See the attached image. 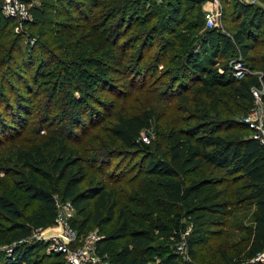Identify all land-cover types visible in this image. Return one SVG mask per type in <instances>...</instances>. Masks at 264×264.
<instances>
[{"label":"trees","instance_id":"1","mask_svg":"<svg viewBox=\"0 0 264 264\" xmlns=\"http://www.w3.org/2000/svg\"><path fill=\"white\" fill-rule=\"evenodd\" d=\"M221 1V22L222 25L229 23L232 31L230 36L216 26L201 29L204 27L201 7L204 0H187V4L183 5L182 0H163L158 4L155 0H41L40 5L33 8V20L28 24L44 42L35 45L31 51L25 50L22 39L12 31L8 17L0 14V85L2 88L7 87L10 77L22 85L21 91L16 84L9 87L12 95L5 99L3 105L0 104L6 106L7 111L5 114L0 112V145L19 137L23 130L34 125V121L43 123L34 127L37 132L54 111L62 114L60 117H52L51 125L54 121L61 123L67 119L68 124L62 125L69 129L68 133L55 129L31 147L17 151L16 161L29 170V177L19 179L22 182L21 190L28 198L37 200L40 209L34 210L26 221L16 202L0 194V215L8 223L6 231H0V240L9 243L20 241L14 244L9 253L0 251V260H3L0 264H28V245L25 243L27 241L22 240L30 237L33 228H42L55 220V196L62 200L69 199L73 208L79 212L85 205L91 204L93 213L87 219L91 223L107 224L116 216L115 227L96 243L98 254L108 256L111 263L114 260L115 264H196L182 260L175 251V245L169 246L170 240L171 243L179 241L184 231L182 215L174 214V217L167 219V223L155 221L149 215L130 217L136 219L137 224V227L130 228L124 209L119 206L124 193L118 190V185L134 182L138 178L137 173H144L149 178L137 182L139 184L145 180L152 183L141 186L147 197L155 201L156 205L151 206V212H157L158 208L162 209L165 205L183 206V216L193 221L185 241L187 254L193 259L197 249L205 242L206 234L226 235L219 229L231 227L230 223L225 222L230 193L223 188L207 195V185L189 182L184 177L203 164L223 170L232 179L228 178L230 184L239 181L240 184H235L232 193L242 204L251 202L254 206L245 259L239 260L232 256H225V259L230 264H264V259L252 261L264 249V144L251 136L247 124L230 118L231 114L240 111L238 108L241 105H252V87H264V12L253 4H242L236 0ZM195 12L197 14L193 18L188 17ZM63 19L67 23L76 21L70 23L73 27L67 24V29L78 25L89 26L93 32L88 34L95 37L83 51L69 53L68 61L72 62L62 60L59 68L46 79L48 60L44 55L51 56V62V48H58L64 42L61 35H65L61 25ZM146 22H151L148 29L137 30ZM245 22L251 28H247ZM80 37L76 41H81ZM254 50L256 56L251 58L249 53ZM98 51H101L100 56L106 55L108 51L114 53L111 56L113 66L120 69L122 75L128 76L127 84L131 89H137L141 94L155 90L158 98L165 97L168 104L176 98L178 108L188 113L184 124L187 123L190 130L182 132L181 127H171L166 128L161 135L158 131L160 117L152 105H145L133 112L116 113L104 130L107 137L119 143L123 152L107 147L102 142L98 146L101 140L96 138L95 148L99 147V150L88 160L89 166L98 162L101 164L95 170L98 169L101 175L109 174L107 178L110 185L78 190L86 176L85 161L79 157V149L68 146L60 136L63 134L71 138L70 129L78 124L82 127L81 115L76 116L73 109H68V104L75 105L87 100L85 96H75L74 92L81 90L78 85L64 91L65 100L60 99L54 103V99L58 87H64L69 82L66 78L69 73L67 66L78 71L85 67L81 66L85 59L100 61L93 55ZM129 51L134 54L131 56ZM236 52L249 61L247 63L244 60L249 67H253V60L259 57L260 79L252 73L241 78L231 74L228 61ZM165 62L169 66L164 69ZM106 67L91 70L97 75L86 74L101 91L111 84L105 79L109 72ZM26 73H32L33 76L26 79ZM50 76L54 79L51 83ZM91 86H94L91 81L84 84L86 89ZM175 86L186 91L175 97ZM189 93L192 96H188ZM83 94L88 95L84 90ZM241 112L244 115L247 111L243 108ZM214 113L216 117H226L213 120ZM89 117L92 120L98 118V111L92 108ZM101 121L102 118L88 127ZM88 131H84L79 140ZM154 132L157 136L161 135L163 140L149 139ZM145 134L146 140L143 139ZM53 145L59 147V154L49 152ZM138 154L144 155L142 171L135 169L134 172L136 167L133 165L108 170L114 158L129 159ZM126 237L127 242L122 248L114 250L116 240ZM160 238L163 239L161 246H153L154 241ZM204 246L207 247V244ZM41 249L44 251V248ZM53 254L61 255L41 254L31 264H61L62 258L44 262Z\"/></svg>","mask_w":264,"mask_h":264},{"label":"rangeland","instance_id":"2","mask_svg":"<svg viewBox=\"0 0 264 264\" xmlns=\"http://www.w3.org/2000/svg\"><path fill=\"white\" fill-rule=\"evenodd\" d=\"M2 1L3 0H0V5ZM32 1L33 3L30 8L31 20L24 21L22 23L23 28H19L20 26L18 24L17 19L8 17V20H10V24H11L10 27L12 28V31L17 33V35L22 39V42L24 44V48L26 51H31L35 45L37 44L39 45V43L44 42V40L39 36L37 31L31 29L30 25L28 24L29 22L33 20V14H32L33 8L39 6L41 2V0H32ZM162 1L163 0H159V1L155 0L157 4ZM182 2H183L182 5L187 4V0H182ZM220 3L222 6L223 4L222 1ZM225 3L226 2H224V5ZM253 6L260 7L261 10L264 12V0H257L256 3L253 4ZM0 14L1 16L5 17L3 15V12H1V10H0ZM195 14H197V12H195L194 14L190 13L188 17L193 18ZM75 22L76 21L72 20L69 23H67V21L63 19V21L61 22L62 23L61 25H62V32H64L65 35L63 34L61 35L63 36L64 42L61 45H59L58 48L53 47V45L50 44L51 47H53V48L50 47L51 48L50 52L53 56V60L51 62H49L51 56L47 54L44 55L45 59L48 60V66L46 69V71L47 70L48 71H47L46 79H48V76L51 73H53V71L59 68V65L61 64L62 60L68 63L72 62V61H68L69 53L72 52V54H74V52L83 51L85 46H88L92 42L93 38L95 37V35L92 36L88 34L90 32L91 33L93 32L91 31V28L89 26L79 27L80 25H78L72 29L66 28L67 24H69V27L70 26L73 27L71 24H74ZM223 24L224 25H222V27L219 30L227 33V35L230 36L232 31L229 28V23H223ZM245 24L247 28H251L249 27L247 22H245ZM150 26H151V22H146L143 25H140L137 30H140V31L146 30ZM16 27H18V31L15 30ZM204 28L205 26L202 27L201 29L203 30ZM65 36L68 38L65 39L66 38ZM79 36H81L80 37L81 41H76L77 37ZM195 42H198V41H195ZM76 44L78 46H76ZM232 46L234 47V49H236V45L234 43ZM100 53L101 51H98L97 53L93 54L94 57L100 61H96L95 59H92V60L85 59L83 60L81 64V66H85V67H81L78 71L74 69L72 70L71 67L67 66L64 62H62V64L67 66L69 73L68 75H66V78L69 82L64 87H58L57 93H56L57 98L55 97L54 99V103L57 101H60V99L65 100L66 98L63 96L64 91L78 85V86H81L82 92L81 90L75 91L74 92L75 96L76 97L85 96L86 97L85 99L87 100L82 103H78V104L76 103L75 105L74 104L71 105V103L68 104V109L70 110L73 109V111H75L76 116L78 114L81 115L82 127L80 126V124H78L77 127L74 125L73 129H70L72 130L70 134L71 138L63 134H61L60 136L61 138L65 139V142L66 144H68V146L78 148L79 153H80L79 157H81V159L84 158L85 162L83 163H84V167L86 170V176L82 180V182L79 184L78 190L84 189L89 186L90 187H93V186L107 187L110 185L108 178H107V177H110L108 176L109 174L106 173V176L101 175L100 173H98L100 172L98 169L95 170V168L99 166L100 163L99 162L95 163L94 164L95 166L94 165L89 166L88 160L93 154L96 153V151L99 150L98 149L99 147L95 148L97 145H95L96 140L94 141V139L96 138L101 140L100 142H98V146L102 142L107 147L123 152L121 151L123 150V148L119 145V143L111 140L110 137H107V133L104 130L106 128L105 126L109 122H111V120H113L116 113L133 112V110L135 111L139 108L144 107L145 105H152L153 108L157 111L158 116L160 117L159 118L160 126H159L158 131L161 132V135H162V132H165L166 128H171V127H175V128L181 127L183 129L182 132L190 130L189 125H187V123L184 124V122L187 120V117L185 116L188 113H185L184 110H182L181 108H178V103H177L176 98L175 99L173 98V100L171 99L172 101L168 104L167 103L168 100L165 97L161 99L158 98L157 92L155 90L154 92H150L151 90H147L145 93L141 94L137 89H131V87H128V84H127L128 76L125 77V75L121 74L120 69H116L113 66L114 60L111 58V56H113L114 53H111L110 51H108L106 55H102V56H100L101 55ZM84 54L89 55L87 52H85ZM128 54L132 56L134 52L129 51ZM238 56H241V55L236 52V54H234L232 58H235ZM249 56H251V58H254V56H256L255 50L250 52ZM241 58H242L243 63L247 66L248 71H251L252 74L260 77L261 69L259 68V63L257 62L259 57H256V59L253 60V62H255L253 63V67H249L245 63V61L247 62L248 60H245L242 56ZM37 60L38 59H36V61ZM98 62L100 63V65L98 64ZM164 65H165L164 69L168 68L169 66L168 62H165ZM103 67H106L107 69H109V72L106 73L107 76L105 77V79H108L109 82H111V84L109 83L106 86L105 90L101 91L100 88L97 86L96 82L93 79H90L89 76L87 77L86 74L91 73V74L97 75L92 71L101 70ZM112 70H114L115 72H113ZM149 74H152V72ZM32 76H33L32 73L30 75H27L26 73L24 75V78L27 79V77L30 78ZM154 78L155 77H153V79ZM49 80H50L49 83H51L53 82L54 79L50 76ZM1 81H2V77L0 75V82ZM87 81L93 82L94 86H91L90 88L86 89L84 87V84H86ZM15 84L19 87L18 90H20V87L22 85L17 83L14 80V78H11V77L9 78V84L7 87L2 88L0 85V104L1 105H3L7 97L12 95V93H10L8 88L11 86L13 87ZM137 84L139 85V82ZM176 86L174 87V92H176L175 97H179L186 91V89L184 88L180 89L179 86L178 87ZM151 88L152 87H150V89ZM83 90L88 95H84ZM131 90H132V93H131ZM188 96H192L191 93H189ZM193 96L195 97V95ZM1 105H0V112H4L3 114H5L7 112L6 106L2 107ZM92 108L97 110L99 114V117L98 118L95 117L93 120L89 117V112L92 111ZM243 108H245L246 111H249V109L251 108V105L250 106L246 104L241 105L238 108V110L240 111H236L233 114H231L230 118H233L235 120H240L242 117L241 109ZM52 114L53 115L50 117V119L45 121L44 125L40 126L37 132L34 131V127H36L39 124H43V123L42 122L35 123L34 121V125H30V127L23 130L22 134L19 137H17L14 140H9L7 142H4L3 144L0 145V194H3L4 196L16 202L17 206L20 208V211L22 212L23 219H25L26 221L29 220L31 213L34 210L40 209V205L37 200H32L28 198L26 194L21 190L22 187H20L21 186L20 184L22 182H20L19 179L29 177V174H28L29 170L27 166L22 165L20 162L16 161V153L21 148H24V149L29 148L32 145L36 144L37 142L43 140L49 132H54L55 129H59L60 131H63V133H68L69 129L63 126L65 124H68L67 119H64V121H61V123L54 121L53 125H51L52 117H60V114H62V112L54 111ZM212 116H214L213 120L226 117L222 115L216 117L217 114L215 113ZM9 117H10V114L9 116H7V118L9 119ZM100 118H102V121L100 123L92 127H88L91 123L92 124L96 123L98 120H100ZM32 120H35V118H32ZM180 120H183V123H180ZM87 130L89 131L85 134V136L81 140H79L83 132ZM161 135L157 136V133L154 132L152 133V135L149 136V139L156 140L157 138V139L163 140L161 138ZM164 143H165V140H164ZM164 143L162 141V144ZM49 152L57 155L59 154V147L53 145V147L51 148ZM143 156H144L143 154H138L135 156L132 155V157L129 159L128 157L126 159L124 157L120 159L114 158L108 170L114 171L118 167L124 168L127 165H133L134 167H136L134 168V172H135V169H137L138 172L142 171L141 168L143 167V162H144ZM92 163L94 162L92 161ZM262 164L264 166V159L262 161ZM137 174H138V178L136 181L118 185V190L124 193V197H122L123 199L121 200V203H119V206L121 208L123 207L124 212H125L124 214L127 217V220H129L128 223H129L130 228L137 227V224L135 223L136 219H130V217L138 218L140 217L139 215H149L155 221H161V222L167 223L168 218L174 217L175 216L174 214L179 213V215H182L181 223L184 224V230L187 231V232L182 231L180 235H181V239L186 241L187 235L192 229L193 221L183 216V213H184L183 206L173 205V206L168 207L167 205H165V207H163L162 209L158 208L157 212H151L152 210L151 206L156 205L155 201L152 200V198L147 197L146 191L141 186L144 184H152V183L148 181L146 182L145 180H143L142 182L138 184L137 182L138 180L141 181L142 179H148L149 176L144 173H141V174L137 173ZM184 177L189 182L200 183V184L203 183V185H207L208 186L206 187L207 195L218 192L219 190H222L223 188H225V191L230 193L229 194V200H230L229 205L230 206L227 208L228 215L225 217V222L230 223L231 227L226 228V226H224L223 228L219 229L220 231L222 230V232L227 233L226 235L212 236V235L206 234L205 240H204L205 242L202 243L200 245V248L197 249V255L193 257L192 259L187 254L188 251L184 250L183 252H178V254L181 256V259L192 261V262H195L196 264H230L225 259L226 258L225 256H230V257L232 256V257H236L239 260H244L246 245L250 241V237L248 233L252 226L251 213L253 211L254 206L251 202L242 204V202L237 201V199L235 198V195L232 193V191H233V187L235 188L236 186L235 184H237L239 181L233 184L228 183V182H231L232 179L227 174H225L223 170L218 169L209 164H203L199 169L189 171L188 173L184 175ZM228 178H230L231 180ZM155 193H157V191H155ZM130 197H133L134 199H130ZM139 197H143V198H139ZM58 199L61 200L62 202L69 201V199L62 200L59 197ZM137 199H139V202L137 201ZM89 202L91 203L92 201L90 200ZM56 211H57V214L62 215L63 221L65 222V224L68 227H70L75 234L76 239L72 243V245H69V247H74V245L77 244L81 248H83L85 245V240L90 241L89 236L92 233H95L96 235L103 238L105 235L109 234L110 231L113 229V227H115V225L117 224V221L115 219L116 216L112 219V221H109V223L107 224H103V223L96 224V223H91L89 220L87 221V219H89V216H91L93 213L91 204L85 205V207L80 212L74 209L73 207L65 212L63 206L56 205ZM101 214L104 215L103 213ZM83 223H84L83 227L80 228V226ZM7 225L8 223L6 222V220H4L3 217L0 215V231L1 232L6 231L5 229ZM56 226H57V223L54 220L53 222L47 223L42 228L37 227V228L32 229L30 237L28 238L27 242H25L28 245L27 246L28 256L26 259L28 264L33 263L35 258H39L40 256H42L41 254L54 253V252L47 253L46 251L47 241L43 239H48V236H50V231L54 229ZM5 235L8 236L9 233L8 234L5 233ZM127 238L128 237L116 240L114 250H118L122 248V246L127 242ZM162 240L163 239L161 238L156 239V241H154L153 243V246L154 245L158 247L161 246ZM17 242H20V241H11V243H9V242L3 241V239L0 240V251H2L4 254L11 252V250L14 248L13 244ZM176 242L178 241L171 243V240H170L169 246L173 244L175 245ZM165 244H168V242L165 241ZM204 244H207V247H205ZM32 247H34L35 249H32ZM41 247L44 248V251L43 249H41ZM53 255L49 258L44 259V262L45 261L49 262L53 260L54 261L61 260V258L63 259L64 257L63 254H61L60 256H56V255L53 256ZM106 259L110 262V264H115L114 260L111 263L108 256H106ZM2 261L0 260V262ZM61 264H64V259H63V262H61Z\"/></svg>","mask_w":264,"mask_h":264},{"label":"built area","instance_id":"3","mask_svg":"<svg viewBox=\"0 0 264 264\" xmlns=\"http://www.w3.org/2000/svg\"><path fill=\"white\" fill-rule=\"evenodd\" d=\"M159 1V0H156ZM242 4H254L257 0H236ZM32 0H3L0 10L5 17H11L18 20L19 28H23L22 23L31 20L30 8ZM202 12L204 16L205 27H218L221 28V15L222 6L220 0H204L202 3ZM18 31V27L16 29ZM230 72L236 78H241L246 74L251 73L248 71L247 66L243 63L241 56L232 58L229 61ZM261 76V74H260ZM260 79V77H259ZM253 102L249 111L242 115L241 121L248 125L251 130V136L257 139L261 144H264V87L251 88ZM146 135L143 139L146 140ZM55 204L63 206L64 211H68L73 206L70 201L62 202L55 196ZM55 221L57 226L50 231L47 241V253H61L64 255V264H110L106 256L98 254L96 249V242L102 238L95 233L89 236V240H85V245L81 248L75 244L74 247H69L75 241L76 237L70 227L63 221V217L57 214ZM184 232H187L184 230ZM27 239L23 241H27ZM14 246V244H13ZM186 250V242L181 239L175 244L176 252H183ZM264 259V249L252 259V261Z\"/></svg>","mask_w":264,"mask_h":264}]
</instances>
